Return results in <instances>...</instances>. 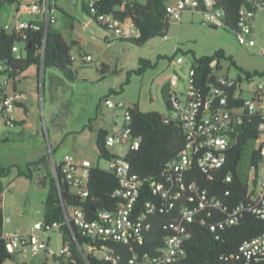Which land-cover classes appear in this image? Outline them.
Segmentation results:
<instances>
[{
	"label": "trees",
	"instance_id": "trees-1",
	"mask_svg": "<svg viewBox=\"0 0 264 264\" xmlns=\"http://www.w3.org/2000/svg\"><path fill=\"white\" fill-rule=\"evenodd\" d=\"M169 1L171 0H104L95 9H89L85 2L81 4L83 11L104 29L106 28L97 22L99 14L112 15L119 19L122 25L130 21L137 31V36L119 39L136 46H144L152 39L167 37L171 25L166 11V4ZM19 3L20 0H0V10L4 5H19ZM245 7L249 8L247 0H217L215 9L221 12L222 28L235 34L238 31L240 12ZM54 25L39 31L28 29L9 32L4 25L0 24V63L3 66L0 79L4 78L6 82L11 83L15 92L18 89L20 77L31 67H36L43 72L47 69H56L68 80L72 82L77 80L75 62L72 60L76 43H68ZM15 45L21 46L23 56L20 59L13 51ZM181 52V49H177L172 57L158 56L156 62L145 58L139 59V67L127 72L126 81L120 86L119 91L110 90L109 94L100 100L97 108L101 106L103 100L106 101L112 95L122 94L124 87L130 83L131 76L144 75L148 70L156 68L159 60L167 59L173 62ZM187 53L192 55L191 69L194 72V87L200 96H211L216 90L222 91L228 94L230 108H243V92L240 91L236 95L237 88L226 90L218 86V77L214 69L216 72L221 69L220 60H228L236 68L239 72L238 84L244 81L251 84L254 78L264 77V73L258 71L251 73L240 68L234 59L227 56L223 50L202 57H197L193 52ZM81 62L87 63L83 60ZM101 66V73L104 74L102 78H105L109 68L105 64ZM0 88L4 89V86L0 84ZM162 96L168 111L166 115L155 111L144 112L137 105L127 109L130 115L131 135L140 141V147L138 150L128 151L125 159L130 164L131 172L144 182L136 204L135 216L147 214V203L155 206V212L147 214V219L142 223V244H135L132 248L112 240L102 242L97 238L83 236L81 231L74 226V235L68 227H63L58 232L62 235L63 245L70 242L73 246V256L67 261L56 258L55 262L59 264H129V258L133 252L140 255L148 253L152 257L162 255L166 239L173 235L170 224L179 217V211L176 208L169 210L166 201L153 194L151 185L154 182L164 183L165 168L177 158L185 145L182 125L172 118L173 105L167 87L163 88ZM259 102L261 103L260 100ZM89 122L86 128L91 130L92 120ZM261 122L263 121L260 112L250 114L244 111L241 114L236 131L230 137L226 163L213 175L212 180H206L200 170L193 167L195 179L208 191L209 198L220 201L222 207L209 208L201 212L189 225L191 237L184 245L185 264H245L240 253L241 245L264 234V221L250 210L252 201L249 195L251 172L254 169L257 174L264 163V157L261 155L262 144L259 142L263 133L259 130ZM108 135L107 130H98L96 145L99 159L110 163L115 155L111 154L106 147L105 141ZM47 163L48 158L44 156L28 164L27 172L18 168V176L32 181L34 179L32 167ZM15 167L0 165V264H5L19 256V254L8 253L6 248L5 216L2 203V195L5 191L3 180L9 177ZM48 176L50 179L43 215L45 224L64 221L62 201L67 207L81 208L90 220L96 219L103 211L116 212L123 205L121 199L114 197L119 181L114 169L110 166L104 169L99 165H93L88 184L89 196L83 199L75 196L72 187L65 181L60 167L54 175L48 173ZM228 177H231L230 182H227ZM253 183L254 186L257 184V175ZM226 206L229 209L224 210ZM237 206H243V209L236 224L212 230V226L225 221L231 210ZM76 240L81 245L93 244L99 248L105 247L109 250L111 260L88 252H86L85 259L76 248ZM251 264H264V259L254 260Z\"/></svg>",
	"mask_w": 264,
	"mask_h": 264
},
{
	"label": "built area",
	"instance_id": "built-area-1",
	"mask_svg": "<svg viewBox=\"0 0 264 264\" xmlns=\"http://www.w3.org/2000/svg\"><path fill=\"white\" fill-rule=\"evenodd\" d=\"M103 1L73 0L74 3L85 2L89 9H95ZM216 1L171 0L166 4L168 19L170 22L179 20L185 11L198 12L202 14L205 22L222 27L221 12L215 9ZM247 2L249 8L245 7L240 12L235 38L240 45L252 48L257 45V18L259 13L264 11V0H247ZM50 3L51 0H25L21 2L18 5V16L19 14H27L34 17V20L26 22L19 19L13 25H4V28L9 32L28 29L39 31L54 25L57 22V10L52 8ZM97 22L119 38L131 37V32L126 30L129 21L122 25L120 20L112 15L99 14ZM21 50L19 45L13 47L18 59L23 56ZM262 53L264 54V48ZM78 58L87 63L93 62L90 55L81 54L77 57L73 53L72 60L76 62ZM182 63L183 58H177L176 64ZM2 71L3 66L0 63V73ZM193 77L194 72L190 68L188 88L182 101L179 97L183 95H180L176 90L180 77L175 73L171 76L169 94L173 105L172 118L182 125L185 145L177 158L165 168L164 183L154 182L151 185L153 194L166 201L169 210L176 208L179 211V217L170 224L173 235L166 239L161 256L152 257L148 253L140 255L133 252L129 258V264H185L183 260L185 258L184 245L191 237L189 225L201 212L209 208L222 207L220 201L209 198L208 191L195 179L193 167L198 168L206 180L213 179V175L226 163L230 137L236 131L237 122H239V117L244 111H248L250 114L260 112L263 122L260 123L259 130L263 133L259 142L262 144L261 155L264 157V83H259L255 89L245 90L241 89L242 83L238 84L235 79L218 78L217 83L221 89L237 88L236 95L240 91L243 92V108H230L228 94L226 95L222 91L216 90L211 96H200L194 87ZM1 79L4 80V83H0L4 89L0 88V124L1 121H4L5 127L13 129L17 125L15 116L17 110L16 96L7 92L10 83L6 82L4 78ZM104 104L109 109L124 112V122L118 130L111 132L105 141L107 149L115 155V158L109 163L119 181V187L115 190L114 197L121 199L123 205L116 212L103 211L98 214L96 219L90 220L81 208L67 207L62 201L63 222L52 224L38 222L34 224L29 234L5 233L4 239L8 253L19 254L24 258H38L41 253H45L48 260L50 258L53 260L62 258L63 261H67L73 256V246L70 242L62 245L61 251L57 253L50 247L49 243L40 241V235L53 230L59 231L63 227H68L74 235L73 226L80 230L83 236L97 238L102 242L112 240L132 248L135 244H142V223L147 219V214L155 212V206L147 203V214L135 216L136 204L144 182L131 172L130 164L125 159V154L128 151L139 149L140 141L131 135L128 107L123 102L116 103L110 98ZM116 146L124 149L125 153H114L112 149ZM58 167H60L65 181L72 187L75 196L81 199L89 196L88 184L90 170L93 167L90 160H78L74 156H66L59 165L53 162L55 173ZM255 175H257V184L254 186ZM250 177L249 195L252 201L250 210L264 221V167L262 166L257 174L253 169ZM230 181L231 177H228L227 182ZM59 192L61 193L60 188ZM227 209L229 208L226 206L224 210ZM242 209L243 206L232 209L225 221L212 226V230L223 229L226 225L236 224ZM161 211L163 210L161 209ZM76 248L85 259L86 252L100 255L106 260L112 258L108 254L109 250L105 247L99 248L93 244L81 245L76 240ZM240 253L245 264L264 259V234L242 244Z\"/></svg>",
	"mask_w": 264,
	"mask_h": 264
},
{
	"label": "rangeland",
	"instance_id": "rangeland-1",
	"mask_svg": "<svg viewBox=\"0 0 264 264\" xmlns=\"http://www.w3.org/2000/svg\"><path fill=\"white\" fill-rule=\"evenodd\" d=\"M23 1L25 0H20V3ZM68 2L69 0H58V5L64 6L71 17H60L55 26L67 36L72 35L73 27L80 29L84 46L82 49H74L73 52L77 57L81 54L90 55L93 62L82 63L79 58L76 60L74 68L78 77L75 82L65 78L56 69H47L38 82L36 67H31L20 77L18 88L25 96L24 107L18 108L15 116L18 120L23 119L24 123H19L13 129L5 127L4 121L0 124V164L16 165L9 177L3 180L5 191L2 203L5 214L10 219L5 223V233L29 234L36 222H43L44 202L50 179L48 173L55 174L53 162L59 165L66 156H74L78 159L87 158L101 168H109L108 162L99 159L96 130L100 126H112L115 121L121 125L124 122V112L107 108L105 100L99 108L97 106L110 90L119 91L126 81L127 72L139 67V59L156 62L158 56L172 57L177 49H181L183 53L193 52L197 57L210 56L218 50H223L245 71L264 73V11L260 12L257 18V45L252 48L240 45L233 32L221 26L215 27L205 22L202 14L189 11L183 12L181 19L171 22L166 38H155L144 46H136L120 40L112 32L99 26L78 4L77 7H67ZM29 18L27 14L18 17V4L4 5L0 10L2 25H13L19 19L27 21ZM132 26L129 21L127 31L131 32ZM182 52L173 62L167 59L159 60L156 68L148 70L146 75L131 76L124 92L112 95L113 98L110 99L116 103L124 102L127 106L140 103V107L137 106L144 112L155 111L166 115L168 111L162 93H156L150 78L165 72L177 74L180 82L176 90L183 95L179 97L183 101L188 88L192 55ZM179 57L183 58L182 64H176ZM102 60L109 64L105 78H102L104 74L101 73ZM220 66L218 72L214 69L217 77L238 79L239 72L228 60H220ZM1 82L4 83V80ZM259 83H264V77L254 78L251 84L244 81L242 88L252 90ZM8 89L12 91L11 83ZM152 97L153 103L150 101ZM90 120L95 132L88 129L82 132ZM112 151L125 153L119 146ZM44 155L47 156L48 163L32 167V181L17 176L18 168L27 172L26 165L38 161ZM262 166L264 167V163ZM40 241L49 243L57 253L62 249V235L58 230L41 233ZM44 256L45 253H41L38 258L33 259L19 255L16 261L9 260L6 264L26 260L30 264H40ZM48 263L56 264L52 258Z\"/></svg>",
	"mask_w": 264,
	"mask_h": 264
},
{
	"label": "crops",
	"instance_id": "crops-1",
	"mask_svg": "<svg viewBox=\"0 0 264 264\" xmlns=\"http://www.w3.org/2000/svg\"><path fill=\"white\" fill-rule=\"evenodd\" d=\"M53 3H55V6H53ZM51 7L52 8H54V9H56L57 10V21H58V19L60 18V17H62V16H65V17H71V15H70V13L68 12V11H66L65 10V8H64V6H62V7H59V5H58V0H51ZM77 4L79 5V7L81 8V10L83 11V9H82V4L80 3V2H73V0H69V2L67 3V7H77ZM84 12V11H83ZM21 14H19V16H20ZM18 16V17H19ZM29 20H27L26 22H31L32 20H34V17H32V16H30L29 15ZM91 18V17H90ZM92 19V18H91ZM57 24V22L55 23V25ZM54 25V27L56 28V26ZM216 27V26H215ZM56 29H58V28H56ZM59 30V29H58ZM80 30V29H79ZM78 29H76V27H73V31H72V35H70V36H67V35H65L62 31H60L62 34H63V36H64V38L66 39V41L68 42V43H71V42H75L76 43V45L74 46V48H73V51H74V49H76V48H79V49H82V47L84 46V41L82 40V38H81V34H80V32H81V30L79 31ZM127 30V29H126ZM129 33H130V31H129ZM131 36H137V31L136 30H132L131 31ZM74 53V52H73ZM139 61V60H138ZM101 64H105V65H109V64H107L105 61H101ZM221 67V66H220ZM121 70H123V68L121 69ZM132 70H136V69H132ZM129 71H131V70H129ZM42 73H43V71L42 70H38V69H36V78H37V80H38V82H39V80H40V78L42 77ZM146 74H147V72H146ZM146 74H144V75H146ZM173 75V73H171V72H169V73H167V72H165V73H163V74H157L155 77H151L150 78V82H151V84H153L154 83V85H155V91H156V93H162L163 92V88L164 87H167V89H168V92L170 91V81H171V76ZM219 78V77H218ZM2 80V79H1ZM1 80H0V83H1ZM19 84V83H18ZM241 89H243V88H241ZM38 91H39V89H38ZM7 92L8 93H10V94H13L14 96H16V104H17V109L18 108H22V107H24V99H25V96H24V93H23V91L21 90V89H17V91L15 92L13 89H12V91H10L9 89H7ZM45 92V89H43V93ZM150 101L153 103V97L150 99ZM124 103V102H123ZM125 104V103H124ZM126 105V104H125ZM134 105H139V107H140V103H138V104H132V105H129V106H134ZM129 106H127L126 105V107H129ZM160 113V112H159ZM162 114V113H161ZM17 122L18 123H21V124H23L24 123V120L23 119H17ZM121 125L119 124V122H117V121H115L114 123H113V125L112 126H109V127H99V128H97V130L96 131H98V130H100V129H105V130H107L108 132H109V134L111 133V132H113V131H116V130H118V128L120 127ZM88 128H86V127H84V129L82 130V132L83 131H85V130H87ZM90 132H95V128H94V126L92 125V129L90 130V129H88ZM45 156V155H44ZM44 156H42V157H44ZM42 157H40L39 159H41ZM76 159H78V158H76ZM78 160H85V159H78ZM86 160H89V159H87L86 158ZM34 162V161H33ZM32 163V162H31ZM29 164V163H28ZM27 164V165H28ZM93 164V163H92ZM0 165H2V164H0ZM26 165V166H27ZM94 165V164H93ZM3 166V165H2ZM11 166H16V165H11ZM3 167H9V166H3ZM12 173V172H11ZM17 176H18V173H17ZM19 177V176H18ZM3 195H4V193H3ZM2 195V196H3ZM3 209H4V216H5V220L8 222V221H10V219H9V217H7L6 216V214H5V208H4V203H3ZM39 222H41V221H39ZM36 223H38V222H36ZM35 223V224H36ZM22 256V255H21ZM24 258V257H23ZM33 259H36V258H33ZM17 260V257L16 258H14L13 259V261H16ZM48 259H47V257L46 256H44L41 260H40V264H49L48 263ZM7 263V262H6ZM5 263V264H6ZM21 263H27V264H30V262L29 261H23V262H21ZM21 263H15V264H21ZM56 264H58L57 262H56Z\"/></svg>",
	"mask_w": 264,
	"mask_h": 264
}]
</instances>
